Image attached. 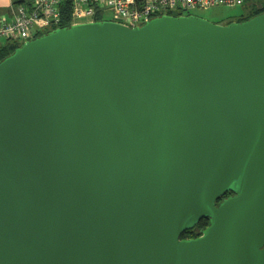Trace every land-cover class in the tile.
Instances as JSON below:
<instances>
[{
    "label": "water",
    "instance_id": "95a60500",
    "mask_svg": "<svg viewBox=\"0 0 264 264\" xmlns=\"http://www.w3.org/2000/svg\"><path fill=\"white\" fill-rule=\"evenodd\" d=\"M0 264H264V12L81 22L3 58Z\"/></svg>",
    "mask_w": 264,
    "mask_h": 264
},
{
    "label": "built area",
    "instance_id": "2783aa9c",
    "mask_svg": "<svg viewBox=\"0 0 264 264\" xmlns=\"http://www.w3.org/2000/svg\"><path fill=\"white\" fill-rule=\"evenodd\" d=\"M63 0H31L19 4L11 17L0 15V45L6 40L25 42L60 20ZM246 0H71L72 24L98 20L106 9L113 21L137 26L163 14H192L195 9L243 6ZM100 20V19H99Z\"/></svg>",
    "mask_w": 264,
    "mask_h": 264
},
{
    "label": "trees",
    "instance_id": "16d2710c",
    "mask_svg": "<svg viewBox=\"0 0 264 264\" xmlns=\"http://www.w3.org/2000/svg\"><path fill=\"white\" fill-rule=\"evenodd\" d=\"M244 7V13L240 15L235 20H229L222 24H227L232 21H243L246 20L256 14L264 12V0H246ZM72 7L71 0H63L60 6V20L56 24H52L50 27L45 29L44 31H40L35 34L34 37L47 33L57 27H68L72 25ZM173 15H180L179 13H174ZM97 19H101V14L98 13ZM23 42L17 40H6L4 43L0 45V61L11 54L17 47H19ZM227 194V193H226ZM209 225V218L200 219L197 224L182 233L181 238H191L192 236L197 235V233L201 234L202 230L205 229Z\"/></svg>",
    "mask_w": 264,
    "mask_h": 264
},
{
    "label": "rangeland",
    "instance_id": "374dc122",
    "mask_svg": "<svg viewBox=\"0 0 264 264\" xmlns=\"http://www.w3.org/2000/svg\"><path fill=\"white\" fill-rule=\"evenodd\" d=\"M244 13L243 6H215L205 9H195L192 14L199 15L215 23H225L229 20H235ZM101 19L111 20L112 13L106 9L101 14Z\"/></svg>",
    "mask_w": 264,
    "mask_h": 264
},
{
    "label": "crops",
    "instance_id": "0c3cea01",
    "mask_svg": "<svg viewBox=\"0 0 264 264\" xmlns=\"http://www.w3.org/2000/svg\"><path fill=\"white\" fill-rule=\"evenodd\" d=\"M30 2L31 0H0V15L11 17L17 5H30Z\"/></svg>",
    "mask_w": 264,
    "mask_h": 264
},
{
    "label": "flooded vegetation",
    "instance_id": "af4514ba",
    "mask_svg": "<svg viewBox=\"0 0 264 264\" xmlns=\"http://www.w3.org/2000/svg\"><path fill=\"white\" fill-rule=\"evenodd\" d=\"M230 195H232V193H227V194H225L223 197H222V199L223 198H225V197H227V196H230ZM221 201V199L218 201V203ZM204 230V229H203ZM202 230V231H203ZM202 234V233H201ZM201 234H199V233H197V235H195V236H192L191 238H196V237H198L199 235H201ZM183 239H188V238H183Z\"/></svg>",
    "mask_w": 264,
    "mask_h": 264
}]
</instances>
